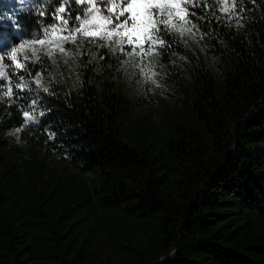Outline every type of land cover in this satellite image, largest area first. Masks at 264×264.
<instances>
[{"label": "trees", "instance_id": "trees-1", "mask_svg": "<svg viewBox=\"0 0 264 264\" xmlns=\"http://www.w3.org/2000/svg\"><path fill=\"white\" fill-rule=\"evenodd\" d=\"M248 7L246 27L202 25L203 40L162 57L172 105L151 126L131 128L127 98L92 61L55 66L37 51L51 111L17 133L16 105L0 104V264H264V0ZM0 17L18 18L13 39L36 28L15 0ZM48 154L80 179L47 172ZM90 212L123 219L108 247Z\"/></svg>", "mask_w": 264, "mask_h": 264}, {"label": "snow or ice", "instance_id": "snow-or-ice-1", "mask_svg": "<svg viewBox=\"0 0 264 264\" xmlns=\"http://www.w3.org/2000/svg\"><path fill=\"white\" fill-rule=\"evenodd\" d=\"M255 0H18L21 12L37 17L36 28L27 37L13 39L7 29L19 34L14 22L0 17V104H15L23 131L40 125L50 109L46 105L55 91L45 85L44 71L29 67L39 62L37 46L48 58L57 52L72 55L66 45L79 41L116 56L118 67L132 65L137 80L155 84L161 78L162 57L179 55L177 45L189 38L203 40L202 25L223 23L235 29L250 22L246 15ZM199 9V11H196ZM235 21V23H233ZM85 51H91L86 48ZM106 59L105 56L95 57ZM49 77L48 84H58ZM47 131V129H45ZM55 132L47 138L54 140Z\"/></svg>", "mask_w": 264, "mask_h": 264}, {"label": "rangeland", "instance_id": "rangeland-1", "mask_svg": "<svg viewBox=\"0 0 264 264\" xmlns=\"http://www.w3.org/2000/svg\"><path fill=\"white\" fill-rule=\"evenodd\" d=\"M13 1V0H11ZM18 2V0H15ZM81 47H77L73 44L66 45V49L72 55H61L57 52L53 57H47V63L54 64L55 66H63L69 64V66L75 65L78 69L84 68L86 61H92L95 72L101 71L104 75H107V79L110 84L108 90L111 93L113 90H121L128 100V110L126 113V122L132 127L136 126L138 122H144L148 126H151L153 120L162 115L165 108L171 107L172 101L169 97L168 91L170 87L167 85L165 78L166 72L161 74V78L155 84L143 83L136 78L135 68L132 65L125 67H118L116 62V56L111 55L106 49H96L93 46L84 44V41H79ZM91 48V51H85L86 48ZM42 50L37 46V51ZM107 56L106 59H98L95 57ZM161 72V70H160ZM5 99L4 106L7 104V98ZM173 108V107H172ZM9 115L7 108L4 107L0 110V118ZM13 132L15 139L16 133ZM46 170L54 175H60L68 179L79 180L80 176L75 173L71 168L64 164L63 160L55 154H48L46 156ZM264 176V171H260ZM88 226L93 230L94 243L98 248L102 249L108 247L106 229L109 225L119 226L123 223V219L117 214H105L100 212H90L87 216Z\"/></svg>", "mask_w": 264, "mask_h": 264}]
</instances>
